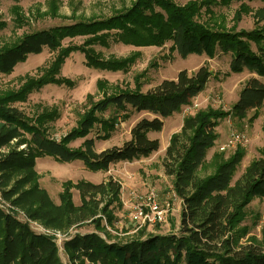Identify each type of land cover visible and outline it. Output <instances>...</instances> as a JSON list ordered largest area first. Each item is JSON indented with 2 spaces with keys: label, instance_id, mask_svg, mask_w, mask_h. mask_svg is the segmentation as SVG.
<instances>
[{
  "label": "trees",
  "instance_id": "obj_1",
  "mask_svg": "<svg viewBox=\"0 0 264 264\" xmlns=\"http://www.w3.org/2000/svg\"><path fill=\"white\" fill-rule=\"evenodd\" d=\"M247 1L253 0H189L185 4L176 0H133L130 6L109 16L73 19L0 45V73L6 75L30 54L46 48L55 53L47 66L38 68V75L20 77L18 87L0 86V264H64L55 236L34 231L33 223L64 234L84 224L94 225L95 230L76 232L64 241L71 264H264V230L257 237L245 224L251 202L264 198V149L234 182L246 154L243 145L229 157L225 158L224 151H215L209 161L206 159L219 137L217 127L223 119L244 120L253 110L248 118L251 123L264 105V81L259 79H264V6L255 9ZM258 1L264 4V0ZM233 2L240 5L234 13L235 24L227 28L218 21L220 14L215 8L229 7ZM57 11L58 4L52 1L50 16H57ZM15 13L18 22H26L19 10ZM248 14L254 27L237 30L236 24ZM75 37L84 40L63 44L65 39ZM115 43L133 47H164L170 43L169 60L174 53L182 58L191 54L214 58L218 52L229 53L230 73L246 70L257 75L243 83L229 110L211 106L198 109L185 115L180 131L171 135L163 167L182 200L178 231L164 234L143 228L136 237L123 242L112 239L106 227L115 226L114 206H122L121 186L116 181L111 177L100 183L65 181L56 203L40 185L37 159L51 156L59 162L81 160L90 170L107 172L112 164L149 157L161 144L148 133L162 131L166 118L191 104L206 88L212 76L209 66L203 64L194 72L182 69L176 78L164 79L148 91L143 90L137 75L134 87L118 83L110 86L108 80L99 79L97 96H102L96 99L95 94H88L76 126L59 140L50 132V124L60 117L56 106L31 115L17 105L49 84L75 87V81L61 75L63 64L73 52H81L89 68L129 71L139 53L106 57L96 49ZM141 112L152 117L140 118L128 140L101 151L95 149V139L88 138L89 134L96 130L97 139L108 140L122 122ZM78 139L83 142L71 146ZM73 189L79 193V205L73 200Z\"/></svg>",
  "mask_w": 264,
  "mask_h": 264
},
{
  "label": "rangeland",
  "instance_id": "obj_2",
  "mask_svg": "<svg viewBox=\"0 0 264 264\" xmlns=\"http://www.w3.org/2000/svg\"><path fill=\"white\" fill-rule=\"evenodd\" d=\"M52 1L58 4L57 16H50ZM132 1L20 0L16 3L13 0H1L0 26L2 27L0 28V45L6 42H14L24 33L71 23L73 19H91L93 17L109 16L115 10L130 6ZM176 1L179 4H185L189 0ZM247 4L255 9L264 6L258 0L247 1ZM239 5L240 2H233L229 7H216L217 14H220L217 18L218 21L225 24L227 28L233 26L236 22L234 13ZM16 9L26 19V22H18L20 18L15 15ZM17 24L21 26H17ZM236 27L237 30H251L254 27L253 17L250 14L244 15L242 20L236 24ZM83 40L84 37L67 38L63 41V44L67 45L70 42L79 44ZM169 47L170 43H167L164 47H133L121 43L112 44L109 48L96 47L106 57L111 55L126 57L132 53H139L140 57L127 72L102 71L89 68L85 64L84 55L81 52H73L63 64L61 75L75 81V87L70 88L49 84L31 93L27 102L17 104L23 111L31 115L34 112L42 111L45 107L51 108L56 106L60 111V117L50 124V132L52 137L59 140L76 126L79 115L85 108L88 94H95L97 96V81L99 79L108 80L110 86L118 83L119 85L124 86L128 84L130 87H134V76L137 75L141 83H143V90L148 91L164 79L176 78L182 69L194 72L203 64L209 66L212 76L206 88L192 100L191 104L184 105L180 112L166 118L162 131H150L148 133L150 138H158L161 142L160 149L149 157L132 162L112 164L107 172L90 170L81 160L59 162L51 156H43L37 159L36 170L40 174V185L49 192L56 203L60 201L59 194L62 191V183L68 180L77 182L80 179H85L93 183H100L111 177L121 186L120 199L122 206L120 204L114 206L117 222L114 227L106 226L110 236L116 241L123 242L136 237L143 228L147 232L160 231L164 234L178 231L182 209L178 196L174 197L172 194V178L164 172L163 158L166 148L164 149L163 147L169 142L173 133L180 131L185 115L194 114L198 109L207 108L208 106L229 110L233 103L237 101L243 83L253 77V74L246 70L242 73H230L231 54L229 53L218 52L214 58H208L204 54H191L186 58H182L177 53H174L173 59L169 60L167 59ZM54 56L55 53L47 48L39 54H30L26 61L20 62L15 66L11 74L0 73V86L3 89L18 87L21 82L20 77L26 74L38 75L40 72L38 68L47 66ZM153 63H156V65H153ZM259 79L264 81L263 78ZM101 96L102 94L98 95L96 99ZM257 112L258 117L251 123H249L248 118L255 113L253 110L249 111L248 118L244 120L223 119L217 127L219 137L213 146L215 148L214 150H210L207 155V161H209L210 155L215 151H219V147L225 143L232 130L245 134L247 139L243 144V148L246 151L245 159L243 158L237 167L233 182L241 175L246 161L259 157L261 154L260 149H264V105ZM145 116L152 117L151 114H146L145 112L134 113L128 121L122 122L118 126L116 132L108 140L97 139L96 130L89 134L88 138L95 139V149L97 151L114 145H121L130 138L132 126ZM82 142L83 139H78L71 146L77 147ZM239 146L241 145H236L233 149L223 152L225 158L229 157ZM202 174H205V172H202ZM150 188H156L160 192L163 203L171 202V211L167 216V221L161 223L157 230L155 227L151 230L152 227L147 225L140 228L136 226L135 228V223L128 216L134 201L132 198L133 194L138 193L142 195ZM73 200L77 205L80 204L79 193L75 189H73ZM171 219L174 221V227L172 228ZM245 224L251 226L252 235L261 237V233L264 230V198H256L251 202ZM31 228L36 232H41L43 227L33 223ZM93 230H95L93 224H84L80 228H74L67 234L51 231V235L55 236L59 256L64 264H71L63 247L66 235L71 236L76 232L86 233ZM47 231L49 230L47 229Z\"/></svg>",
  "mask_w": 264,
  "mask_h": 264
},
{
  "label": "built area",
  "instance_id": "obj_3",
  "mask_svg": "<svg viewBox=\"0 0 264 264\" xmlns=\"http://www.w3.org/2000/svg\"><path fill=\"white\" fill-rule=\"evenodd\" d=\"M246 141L247 139L245 134L232 130L225 143L219 147V151L226 152L228 149H233L236 145H243ZM172 194L174 197H177L174 191ZM132 198L134 201L132 205L130 204L131 208L128 216L129 219L135 223V228L136 226L140 228L147 225L151 226V230H153L157 224L167 221V216L171 211V202L168 201L163 203L160 192L156 188H150L142 195L134 193ZM41 232L48 234L52 233L44 228L41 229ZM68 238L69 237L66 236L65 240Z\"/></svg>",
  "mask_w": 264,
  "mask_h": 264
},
{
  "label": "crops",
  "instance_id": "obj_4",
  "mask_svg": "<svg viewBox=\"0 0 264 264\" xmlns=\"http://www.w3.org/2000/svg\"><path fill=\"white\" fill-rule=\"evenodd\" d=\"M253 76H256V75L253 74ZM146 114H149V113H146ZM182 123H183V122H182ZM169 140H170V139H169ZM217 140H218V139H217ZM168 143H169V142H167V143L165 144V146L163 147L164 149L168 146ZM160 144H161V142H160ZM214 148H215V147L210 148V149L208 150V152H207V155L209 154V151H210V150H214ZM212 155H213V153L210 155V157H212ZM206 159H207V156H206ZM244 159H245V158H244ZM250 160H251V159H250ZM250 160L248 159V160L246 161V163H245V165H244V167H243V171H244L245 167L250 163ZM243 171H242V172H243ZM241 174H242V173H241ZM105 180H106V179H105ZM173 191H174V190H172V193H173ZM178 198H179V197H178ZM179 200H180V203H179V204H180V207H181V209H182V200H181L180 198H179ZM156 232H160V231H156Z\"/></svg>",
  "mask_w": 264,
  "mask_h": 264
}]
</instances>
